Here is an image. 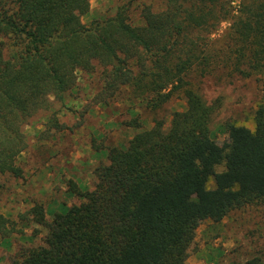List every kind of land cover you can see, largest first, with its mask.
Returning <instances> with one entry per match:
<instances>
[{"label": "trees", "instance_id": "1", "mask_svg": "<svg viewBox=\"0 0 264 264\" xmlns=\"http://www.w3.org/2000/svg\"><path fill=\"white\" fill-rule=\"evenodd\" d=\"M162 1L159 12L144 5L138 24L126 5L85 26L89 0H0V177L22 178L23 127L50 109L51 98L62 105L78 71L100 66L110 94L124 87L159 105L180 90L186 103L167 130L155 120L126 147L108 148L90 190L69 181L80 204L50 223L33 207V222L47 229L45 246L14 264H186L199 222L264 204V102L253 131L227 124L219 144L209 130L219 103L207 104L187 80L217 68L264 72V0H240L238 8L232 0ZM245 264H264V254Z\"/></svg>", "mask_w": 264, "mask_h": 264}, {"label": "rangeland", "instance_id": "2", "mask_svg": "<svg viewBox=\"0 0 264 264\" xmlns=\"http://www.w3.org/2000/svg\"><path fill=\"white\" fill-rule=\"evenodd\" d=\"M232 1V8H238L240 0ZM126 5L130 20L138 24L144 5L159 12L163 1L89 0L81 22L89 26ZM228 26V20L219 23L210 39H218ZM102 70L95 65L92 73L78 71L62 105L51 98L50 109L37 112L23 127L26 149L17 159L23 176L0 177V264H14L28 249L45 246L47 229L33 222V207L41 206L50 223L55 214L80 204L83 200L68 190L69 181L80 192L90 190L92 169L107 162L108 148L126 147L155 120L163 121L167 130L172 113L186 109L180 90L159 105L124 87L110 94L103 90ZM187 80L207 104L219 103L209 126L211 139L219 144L227 141V124L253 131L254 113L264 102V72L217 68L205 76L193 73ZM56 120L59 127L53 126ZM222 170V166L216 169ZM263 254L264 204L253 202L232 210L219 223L199 222L184 260L186 264H245Z\"/></svg>", "mask_w": 264, "mask_h": 264}]
</instances>
